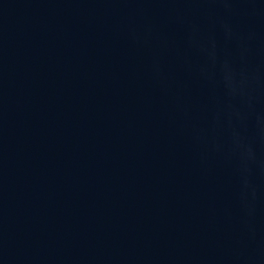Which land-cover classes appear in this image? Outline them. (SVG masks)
<instances>
[{
  "label": "water",
  "instance_id": "1",
  "mask_svg": "<svg viewBox=\"0 0 264 264\" xmlns=\"http://www.w3.org/2000/svg\"><path fill=\"white\" fill-rule=\"evenodd\" d=\"M0 264H264V0H0Z\"/></svg>",
  "mask_w": 264,
  "mask_h": 264
}]
</instances>
